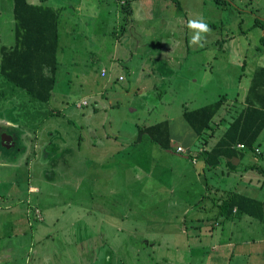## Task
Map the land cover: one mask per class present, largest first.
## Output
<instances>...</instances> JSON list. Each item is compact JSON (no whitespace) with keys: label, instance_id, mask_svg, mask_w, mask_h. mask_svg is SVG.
Returning a JSON list of instances; mask_svg holds the SVG:
<instances>
[{"label":"rangeland","instance_id":"1","mask_svg":"<svg viewBox=\"0 0 264 264\" xmlns=\"http://www.w3.org/2000/svg\"><path fill=\"white\" fill-rule=\"evenodd\" d=\"M124 1L47 0L60 15L49 102L0 75V133L12 142L7 149L0 137V264H210L228 255L220 227L209 242V227L190 231L208 202L178 197L205 193L181 156L195 139L182 112L249 89L264 67V0ZM200 17L211 29L203 47L190 44L187 27ZM13 45V0H0V49ZM163 121L170 150L138 139ZM210 131L199 145L217 141Z\"/></svg>","mask_w":264,"mask_h":264},{"label":"trees","instance_id":"2","mask_svg":"<svg viewBox=\"0 0 264 264\" xmlns=\"http://www.w3.org/2000/svg\"><path fill=\"white\" fill-rule=\"evenodd\" d=\"M40 1L41 4H32L28 0H13L14 45L0 49V75L34 100L47 103L56 83L60 15L58 9L42 4L46 0ZM215 2L218 4L221 0ZM175 3L179 8V2L175 0ZM122 5L125 6V1ZM225 102V96H221L212 104L183 110L185 125L198 138L193 144H198L206 131L211 130L214 135V119ZM244 103L245 107L232 121H222L223 130H218L221 132L217 133L219 137L210 150L198 153L205 166L214 168L224 158H242L243 151L238 146L254 151L264 130V68L255 70ZM142 134L148 135L149 141L159 148L170 150L171 134L167 121L140 131L139 140ZM249 170L264 177V167L250 165L245 171ZM219 207L227 217L236 210L264 224V200L230 193Z\"/></svg>","mask_w":264,"mask_h":264},{"label":"crops","instance_id":"3","mask_svg":"<svg viewBox=\"0 0 264 264\" xmlns=\"http://www.w3.org/2000/svg\"><path fill=\"white\" fill-rule=\"evenodd\" d=\"M46 2L47 0L42 4L48 6ZM123 2L124 0H121V3ZM223 51L225 52V50ZM231 53L232 52H230V54ZM258 68L264 67L257 66L256 69ZM243 69H245V66L243 67ZM256 69H254L252 75H250L251 80ZM123 80L124 79H122L121 81ZM246 93L241 96L240 94H238V97L233 96V98L230 99L226 98V102L223 108L214 119V134L220 133L223 130L222 121H232V119L235 118L243 110V108L245 107L244 99ZM240 105L241 107L236 113L234 110ZM183 127L184 128L182 129H187V126L186 128L185 126ZM14 128H16V125H14ZM263 135L264 130L258 138V143L255 146L254 151L240 149L241 151H243L242 158H224L221 160V163L214 168L205 166L204 162L201 160L200 155H198L199 152L210 150L211 146L204 147L197 144V142L196 144H193L198 139L196 137L191 141L192 144L187 148V150L189 151H186L185 154L181 155L183 157L186 156V158L190 156V160L194 161L191 164L193 165V169L195 171V175H197V179L202 181V183L204 180L205 193L204 195L199 194L195 196L194 199L188 198V195H182L178 197L181 201L204 200L208 202V204H206L208 205V209L203 212L206 215L208 212L209 215H207L203 220L202 218H193V220L190 221V226L192 227L190 231L201 232L205 230L206 227H209L210 233L206 240L207 242H209L214 239L213 228L220 227L221 229L219 230V232H221V237L219 235L216 236L217 243L220 248H226V250L228 251L226 259L220 262L218 258L215 259L214 257L211 258L210 264H264L263 222L246 215H241L236 210H233V212L227 217L225 211L221 210L219 207L220 202L226 200L229 197L230 193L242 195L255 200H264V177L254 171H245L250 165H262L261 167H264V150L262 149V146L264 147V137L261 138ZM178 169L182 168L178 167ZM237 175L239 176V178L236 177ZM205 209L206 207L204 206L202 210ZM182 227H184V225ZM184 229L185 230L183 232H186V228ZM204 247H206V243L204 245L202 243L198 244L196 248Z\"/></svg>","mask_w":264,"mask_h":264},{"label":"clouds","instance_id":"4","mask_svg":"<svg viewBox=\"0 0 264 264\" xmlns=\"http://www.w3.org/2000/svg\"><path fill=\"white\" fill-rule=\"evenodd\" d=\"M187 27L193 30L194 33L191 37L190 44L203 47V41L205 40L206 34L211 32L208 23L202 17H200L197 19H190L188 21Z\"/></svg>","mask_w":264,"mask_h":264},{"label":"flooded vegetation","instance_id":"5","mask_svg":"<svg viewBox=\"0 0 264 264\" xmlns=\"http://www.w3.org/2000/svg\"><path fill=\"white\" fill-rule=\"evenodd\" d=\"M1 135H2V134L0 133V137L2 138V141L4 142V144H6L5 146H6V148L8 149V147H10V145H11V143H12L11 140H10V138H9L10 135H9V133H8V134L5 133L4 136H1ZM5 146H4V147H5ZM7 146H8V147H7ZM4 147H3V148H4Z\"/></svg>","mask_w":264,"mask_h":264},{"label":"built area","instance_id":"6","mask_svg":"<svg viewBox=\"0 0 264 264\" xmlns=\"http://www.w3.org/2000/svg\"><path fill=\"white\" fill-rule=\"evenodd\" d=\"M101 75L104 76V75H105V72L102 71V72H101ZM83 104H85V102H83ZM238 148L240 149V148H243V147H242V146H238ZM176 150H177L179 153H183V152H184V150H183L181 147H177Z\"/></svg>","mask_w":264,"mask_h":264},{"label":"water","instance_id":"7","mask_svg":"<svg viewBox=\"0 0 264 264\" xmlns=\"http://www.w3.org/2000/svg\"><path fill=\"white\" fill-rule=\"evenodd\" d=\"M11 145H12V143H11Z\"/></svg>","mask_w":264,"mask_h":264}]
</instances>
